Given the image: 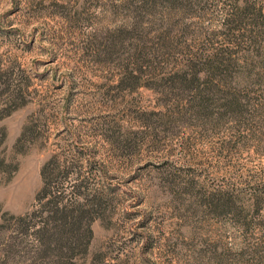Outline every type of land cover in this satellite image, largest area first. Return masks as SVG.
<instances>
[{"label": "rangeland", "instance_id": "374dc122", "mask_svg": "<svg viewBox=\"0 0 264 264\" xmlns=\"http://www.w3.org/2000/svg\"><path fill=\"white\" fill-rule=\"evenodd\" d=\"M138 1L140 20H132ZM149 1L0 0L1 89L15 85L21 105L0 119V256L19 238L11 216L34 209L41 168L54 156L72 172L66 193L83 176L88 198L98 199L87 247L84 227L81 241L62 248L27 233L11 264H247L236 254L264 235L263 226L244 237L231 203L208 205L234 189L243 192L232 195L239 205L253 204L247 183L264 182V139L236 145L231 126L188 108L178 114L175 102L164 108L152 90L111 88L119 67L103 52L113 37L121 54L154 45L167 30L179 41L181 27L197 33L215 25L216 7L236 0ZM187 1L208 10L171 12ZM256 221L264 222V211Z\"/></svg>", "mask_w": 264, "mask_h": 264}, {"label": "trees", "instance_id": "16d2710c", "mask_svg": "<svg viewBox=\"0 0 264 264\" xmlns=\"http://www.w3.org/2000/svg\"><path fill=\"white\" fill-rule=\"evenodd\" d=\"M149 2L154 6L155 0ZM143 6L139 1L135 4L132 20H140L138 10ZM193 8L208 10L206 6L187 1L180 8L171 7V12L188 13ZM213 12L221 17L215 25L208 22L209 27L202 24L197 33H191V24H187L178 31L184 37L179 41L175 40L177 35L172 37L167 30L155 37L157 42L154 45L151 43L147 47L141 42L139 44L142 45H133L130 52L121 54L120 39L110 38L103 52L109 61L116 62L119 67L111 88L123 92L138 88L152 90L163 99L164 108L175 102L178 114L188 108L199 117L214 121L217 126H231L236 145L254 146L253 143H257L260 146L264 139V6L249 0H236L227 6H217ZM130 27L134 30L135 24ZM166 71H171V75L159 77ZM4 74L6 72L0 69V119L21 106L16 104L19 97L15 85H8L11 92L1 89L5 83L1 80ZM145 75L149 77L143 79ZM8 107L13 108L2 115ZM137 122L145 128L141 121ZM0 134L1 145L4 134ZM23 137L24 133L15 147ZM5 166L0 161V175L6 171ZM62 169L64 164L59 163L56 156L42 166V187L36 195V205L27 214L11 216V228L19 238L7 246L5 254L0 256V264H11L10 257L16 255L17 246L23 245L21 237L27 233H32L40 246L44 243L52 245L53 242L62 248L81 241L79 232L84 227L87 247L92 237L91 224L98 218V199L88 198L90 195L87 194L83 176L66 193L61 186L72 172ZM247 184L250 199H253L250 207L239 205L232 199V195L239 198L243 193L235 189L227 200L224 198L227 194L221 193L222 198L213 197L208 201V205L217 201L220 205L231 203L238 221L237 228L245 227L242 231L244 237L264 226V222L255 223L264 211V182L250 181ZM247 217L250 220L245 223ZM258 239L236 254V263L264 264V235ZM18 250L21 253V249Z\"/></svg>", "mask_w": 264, "mask_h": 264}]
</instances>
